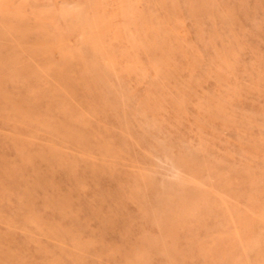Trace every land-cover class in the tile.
Listing matches in <instances>:
<instances>
[{
  "label": "rangeland",
  "instance_id": "rangeland-1",
  "mask_svg": "<svg viewBox=\"0 0 264 264\" xmlns=\"http://www.w3.org/2000/svg\"><path fill=\"white\" fill-rule=\"evenodd\" d=\"M0 264H264V0H0Z\"/></svg>",
  "mask_w": 264,
  "mask_h": 264
}]
</instances>
